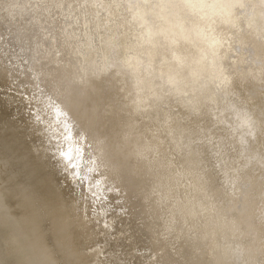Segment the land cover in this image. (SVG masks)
I'll return each mask as SVG.
<instances>
[{"label": "bare ground", "instance_id": "bare-ground-1", "mask_svg": "<svg viewBox=\"0 0 264 264\" xmlns=\"http://www.w3.org/2000/svg\"><path fill=\"white\" fill-rule=\"evenodd\" d=\"M31 1L0 0V264H264V0Z\"/></svg>", "mask_w": 264, "mask_h": 264}, {"label": "rangeland", "instance_id": "rangeland-1", "mask_svg": "<svg viewBox=\"0 0 264 264\" xmlns=\"http://www.w3.org/2000/svg\"><path fill=\"white\" fill-rule=\"evenodd\" d=\"M13 1H16L17 4L19 2H22V0H13ZM26 1V0H25ZM16 4V5H17ZM50 2L49 0H32L31 2L27 3L26 5L24 6H20L19 9V12L23 14V16H26V17H29L30 14H35L37 13L39 19L38 22H41V19H45V24H47L50 28H56V29H53V31H57L58 27H54L58 24V26H60V19L58 18L57 14H55L54 16L52 14H54L53 12L49 13L47 11H45V14H43V11H42V7H46L47 5H49ZM16 5H15V9H16ZM23 7V8H22ZM8 9L6 8L5 10V13H13V11H8ZM50 21V22H49ZM75 29L77 30L78 27H75Z\"/></svg>", "mask_w": 264, "mask_h": 264}]
</instances>
